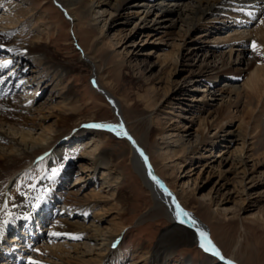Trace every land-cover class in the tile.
Listing matches in <instances>:
<instances>
[{"label": "bare ground", "instance_id": "obj_1", "mask_svg": "<svg viewBox=\"0 0 264 264\" xmlns=\"http://www.w3.org/2000/svg\"><path fill=\"white\" fill-rule=\"evenodd\" d=\"M53 2L66 14L74 26L82 24L92 30L95 29L98 32V37L95 38L97 45L105 39L107 33L113 31L118 44L131 40L136 35H144L146 39L161 35L157 38L159 41L169 40L171 47L173 46L170 52L164 54L163 62L169 61L167 64H170L174 71L178 70L181 63V44L185 46L187 42L196 43V41L205 40L208 35H215V32L218 34L222 30L221 27L223 28L221 26L223 23H227L234 29H247L252 25L255 26L254 31H257L254 35L242 36L235 30L236 34L232 33L233 35L229 36L231 34L229 33L226 38L222 37L220 41L218 40L219 36L217 40L228 49L226 52L228 60L223 61L225 60L223 59L219 66L209 67L206 65L202 68L200 66L196 72H191L190 77L182 79L185 84L199 80L207 86L204 89L195 88L194 92L198 90L203 94L201 96L194 94L189 98L192 103L199 104L201 102L200 106H196V114H192L195 115L193 119L198 120L197 129L192 131L194 123L191 122V124L183 126V131L181 128L176 132H171L168 138L169 142L164 143L159 151L163 152L161 153L163 159L170 158V156L181 158V162L177 163L181 169L183 163H186L187 160L193 161L202 148L214 149L217 143L235 144L240 142V147L236 148L234 152L222 153L223 150L218 151L216 158L219 159L215 160L213 157V160H208L201 166L200 172L216 173L221 187L229 183L231 179L229 175H231L237 187L244 189L242 193H245L246 183L264 182V172L258 162L251 155L247 156L246 153L252 150V143L249 144L250 133H241L240 123L236 128L230 127L232 124L230 113H232V109L236 108L238 100L242 97L241 91H245L244 104L248 107L246 116L250 123L251 128L248 126L250 130L254 131L257 128L259 120L264 115V65L257 64L261 60L264 61V0H53ZM31 12L26 0H0V14L5 16L3 21L0 17V53H4V59L0 60V264H17V260H19L18 264H32V262H38V264H123L120 254L115 250L120 235L108 233L98 223L85 218L86 210H78L72 206L67 207L69 214L54 208V213H52L54 222L48 229L50 238L42 243L48 244L47 250L37 249V251L34 250V254L27 251V249L32 250V246L35 245V243L31 244L33 239L40 238L39 229H37V233H34V230L33 232L29 230L28 236L18 238V240L13 238L14 242L20 241L17 244L23 245L18 247L24 249L22 252L14 253L17 248L12 247V244L4 239L6 234L21 223L31 224V220L37 214L49 213L50 197L47 190L49 175L56 167H54L55 161L63 160V155L70 151L62 147V142L68 140L67 143L80 141L82 143V140L90 137V139L88 138L91 140L89 143L94 145L102 143L100 138L103 135L111 139L123 140L128 145L130 161L143 186L152 195L157 213L162 214L172 225L171 231L164 234L170 233L168 239L176 241L170 242L164 240L167 238H161L145 260L149 261V264H166V260L172 258L173 250L176 248L191 244H197L200 247L199 233H207L210 239L209 232L191 212H187L183 208L179 201L180 199L187 203L191 198L192 201L197 202L194 194L186 193L182 189L177 194L176 190L181 182L180 177L172 179L170 182L169 180H167L168 182L163 181L153 170L145 152V144L150 137V115L137 119V128L143 130V137L135 138L128 128L121 105L110 92L98 84L100 69L96 67L92 58L84 54L78 61L92 70L94 89L109 103L114 114L112 120L100 121L93 117L85 120H71L69 115L64 113L67 109L72 110V107L63 101L60 102L61 105L52 107L56 110L52 115L56 120L57 127L56 131L52 132L50 127L45 125L49 116H42L40 122L37 123L32 117L31 109L24 108L22 100L15 95L16 89L27 88V85L19 81V77L26 71L24 63L32 62L45 65L48 71H52V74H60L61 77L68 73V68L66 69V66L55 61L52 55L47 52V47L39 36L30 39L27 43L19 40L18 37L25 29L28 20L29 22L33 20L35 25L41 22V18H33L34 15ZM100 24L101 27H99ZM130 25L132 27L125 30ZM125 31L127 33H124ZM207 31H209L208 35L203 34ZM177 41L180 43L178 44ZM253 42L256 44L255 49ZM167 46L169 45L167 44ZM248 49L253 50L252 59L247 66L252 69L257 64V67L252 71L248 80L239 85L240 78L248 70L237 67L233 69L236 61L235 59L232 61L231 58L235 53H238L237 57H240L239 52L244 53ZM22 62H24L23 65ZM240 63L241 61L236 66H240ZM8 70L13 72L8 74ZM56 87L57 85L54 86V88ZM168 90L172 93L170 97L177 95V86ZM65 96L68 100L71 99L70 94L67 93ZM33 102V98H31L30 104ZM211 102L217 103L214 116H203L204 107L209 106ZM23 112H25L24 115ZM39 114L37 113V115ZM209 117L210 120H208ZM211 118L212 120L215 118V120L211 121ZM215 122L217 123L215 124ZM91 125L112 126L114 130L110 131L108 127H91ZM117 132L120 135H117ZM125 132L127 135H124ZM209 134L211 137L207 136ZM156 136H161V139L166 137L164 134H156ZM252 138L254 139V137L250 139ZM93 154L87 152L81 154L82 160L89 161L91 167L88 169L86 166L80 165L81 174L86 176L76 178L73 187L80 190L90 180H94L93 183L98 182L101 188L117 186L119 178L112 174L114 164L110 158ZM249 159H253L250 166L248 165ZM198 160L195 165L200 163ZM58 163L61 164V161ZM146 163L151 166L154 176L161 183L160 185L152 179L153 175H149ZM224 165H227L228 168L223 171L222 166ZM89 171L90 174H87ZM227 171L228 176L226 175ZM99 172H101V176L98 179ZM62 174H64L63 171ZM90 197L91 199L96 198L93 195ZM117 201L122 206L127 203L124 195L118 196ZM78 213H82L84 217L78 218L76 216ZM184 213L187 215L185 216ZM212 215L214 216L213 213ZM145 218L144 215L139 222H143ZM53 233L58 235H53ZM86 234H89V238H86L87 243H80L85 239ZM58 238L68 244L66 246L57 244ZM246 249L248 248L246 247ZM219 253L221 254L220 251ZM144 256L146 257L147 253ZM218 258L219 256L212 253H206L204 262L199 264H213L214 260ZM186 262L189 264V261ZM229 262L236 264L233 257L224 260L223 263L229 264Z\"/></svg>", "mask_w": 264, "mask_h": 264}, {"label": "rangeland", "instance_id": "obj_2", "mask_svg": "<svg viewBox=\"0 0 264 264\" xmlns=\"http://www.w3.org/2000/svg\"><path fill=\"white\" fill-rule=\"evenodd\" d=\"M26 1L32 10L33 18H41V22L35 25L33 20L32 22L28 20L25 29L18 37L19 40L27 43L30 39L39 36L54 60L66 66V69L68 68V73L61 77L60 74H52V71H48L45 65L22 62L26 71L19 77V81L27 85V88L16 89L15 95L22 100L24 108L31 109L30 112L36 122L39 123L42 116H49L45 125L55 132L56 120L52 113L56 110L52 107L61 105L60 102L63 101L72 107V110L67 109L64 113L69 115L71 120H85L93 117L100 121H108L114 118L109 103L94 89L92 70L78 61L84 54L88 55L100 69L98 84L110 92L121 105L128 128L135 138L143 137V130L137 128V119L150 115V137L145 144V152L149 157L150 165L157 176L165 182L180 177L181 182L176 190L177 194L181 192V189L186 193L194 194L197 202L192 201L191 198L187 203L180 199L179 201L183 208L187 212H191L207 229L210 240L221 252L220 255L224 259L219 257L214 260L213 264H224V260H229L231 257L234 258L236 264H264V182H248L245 186V193H242L244 189L237 187L228 171L226 175H229L231 179L223 187L219 186L216 173L200 172L201 166L208 160H213V157L215 160L219 159L216 158L218 151L223 150L222 153L234 152L236 148L240 147V142L235 144L217 143L214 149L202 148L195 159L187 160L181 169L177 164L181 162V158L170 156V158L163 159L161 156L163 152L159 151L164 143L169 142L168 138L171 132H176L181 128L183 131V126L191 124V122L194 123L192 131L197 129L198 120H194L195 115L192 114H196V106H200L201 102L199 104L192 103L189 98L194 94L201 96L203 93H199L198 90L194 92V89H204L207 86L199 80L185 84L182 79L190 77L200 66L201 68L206 65L209 67L219 66L223 59H225L223 61L228 60L226 55L228 49L219 42L222 37L226 38L229 33H231L229 36L236 34V31L242 36L254 35L257 31H254L256 27L252 25L247 29H234L227 23H223L221 25L223 28L221 27L222 30L218 34L215 32V35L209 36V31L203 32L209 36H206L205 40L196 41V43L187 42L185 46L181 44V63L178 70L174 71V68L167 64L169 61L163 62L164 54L170 52L173 46L171 47L169 40L159 41L157 38L161 35L148 39L144 35H136L131 40L118 44L113 31L107 33L105 39L97 45L95 38L98 37V32L82 24L74 26L53 0ZM0 17L2 21L5 18L2 13ZM101 26L100 24L99 27ZM131 27L132 25L126 27L125 30ZM199 48L200 50H198ZM252 50L248 49L244 53L239 52L240 57H237L238 53L232 55V61L234 59L236 61L233 69L237 67L248 70L240 78L239 85L248 80L257 64L264 65V61L261 60L252 69L247 66L252 59ZM3 59L4 53H0V60ZM239 61H241L240 66H236ZM8 71V74L13 72ZM212 81L214 82V79ZM55 85H57L56 88H54ZM171 86H177L175 98L170 97L172 93L168 89L172 88ZM38 92L39 94H37ZM67 93L71 96L69 100L65 96ZM244 93L245 91H241L242 97L238 100L236 108L231 110L232 124L230 127L236 128L240 123L241 133H250L249 144L252 143L253 151L246 152L247 156L251 155L253 159H256L255 161L264 172V115L259 120L255 132L250 130V123L246 116L248 107L244 104ZM31 98L34 101L32 104H30ZM216 104V102H211L209 106H205L203 116H214ZM39 111L43 114H39ZM24 114L25 112H23ZM214 120L211 118V121ZM156 134H164L166 137L161 139V136H156ZM257 135L261 137L256 138ZM207 136L211 137L210 134ZM251 137L254 139H250ZM88 138L90 139V137ZM88 138L82 140L83 144L81 141L67 143L68 140H65L62 142V147L70 151L63 155V160L58 159L61 164L58 163L59 161L54 163V167L56 166L54 170H58V172L56 175H53V172L49 175L47 183L49 201L52 206L65 214H69L68 206L86 210V219L98 223L108 233L119 234L115 250L120 254L123 264H149V261L145 259L161 238H167L164 240L170 242L176 241L168 239L170 233L164 234L171 231L172 225L162 214L157 213L152 195L143 186L130 161L128 145L123 140L111 139L106 135L101 136L102 143L94 145L89 143L91 140ZM83 152L109 157L114 164L112 174L118 176L119 183L117 184L119 186L101 188L98 182L93 183L94 180H90L80 190L73 187L76 178L86 176L81 174L80 165L86 166L88 169L91 167L89 161L82 160ZM253 159L248 160L249 166ZM197 160L200 163L195 165ZM227 168V165L222 166L223 171ZM182 171L183 173H181ZM87 174H90V171ZM100 176L101 172L97 178L99 179ZM91 195L96 198L91 199ZM123 195L127 202L126 205H123L124 207L117 201V197ZM207 210L209 212H206ZM144 215L146 216L145 220L139 222ZM76 216L80 219L84 217L82 213H78ZM53 222L54 220L50 218L48 226L44 228L47 239L50 238L48 229ZM86 238H89V234H86L85 239L80 243H85ZM4 239L6 240V236ZM56 243L63 246L68 244L61 238H58ZM46 247H49L48 244L39 243L33 247V251L44 250ZM33 251L31 254L35 253ZM173 254L170 260H166V264H187L186 261H189V264H199L204 262L206 257V253L197 244L180 246L173 250Z\"/></svg>", "mask_w": 264, "mask_h": 264}, {"label": "snow or ice", "instance_id": "obj_3", "mask_svg": "<svg viewBox=\"0 0 264 264\" xmlns=\"http://www.w3.org/2000/svg\"><path fill=\"white\" fill-rule=\"evenodd\" d=\"M253 48H256V44L255 42H253ZM91 127H108L109 130H114L112 126H107V125H91ZM117 135H120L119 132H117ZM124 135H127V133L125 132ZM129 139H131V137H129ZM141 155L143 156V153L141 152ZM147 158L145 157V160ZM58 172V170H54L53 171V175H56ZM149 175H151V173H149ZM153 180H156L155 176H152ZM157 183H159V181H157ZM170 195V194H169ZM36 207H39V205H36ZM184 215L186 216L187 213H184ZM183 222V221H181ZM53 235H58L57 233H53ZM200 237H201V241H200V247L206 252V253H212L215 256H219L220 259H224L223 256H220L219 251L216 249L215 245L212 243V241L208 238V234L204 233V232H200L199 233ZM32 264H38V262H32ZM229 264H231V262H229Z\"/></svg>", "mask_w": 264, "mask_h": 264}, {"label": "water", "instance_id": "obj_4", "mask_svg": "<svg viewBox=\"0 0 264 264\" xmlns=\"http://www.w3.org/2000/svg\"><path fill=\"white\" fill-rule=\"evenodd\" d=\"M146 168H147V170L149 171V173H151V175H153L154 176V172H153V170H152V168H151V166L149 165V163H146ZM156 177V176H155ZM157 178V177H156ZM156 181H159V179L157 178L156 179ZM159 185L161 184L160 183V181H159V183H158Z\"/></svg>", "mask_w": 264, "mask_h": 264}]
</instances>
